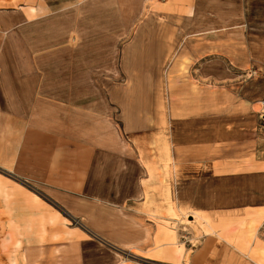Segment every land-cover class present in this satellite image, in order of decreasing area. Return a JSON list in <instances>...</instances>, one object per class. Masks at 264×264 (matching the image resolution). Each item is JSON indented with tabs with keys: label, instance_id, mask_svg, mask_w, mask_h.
Listing matches in <instances>:
<instances>
[{
	"label": "crops",
	"instance_id": "crops-1",
	"mask_svg": "<svg viewBox=\"0 0 264 264\" xmlns=\"http://www.w3.org/2000/svg\"><path fill=\"white\" fill-rule=\"evenodd\" d=\"M144 3L0 0V179L11 182L20 196L26 189L16 178L30 181L47 203L83 226L71 227L69 239L58 246L48 242L22 246L16 264H103L100 255L91 257L101 251L97 245L116 255L122 250L166 255L170 264L178 263L183 253L181 245L167 249L161 228L158 237L152 236L146 214L140 212L144 189L140 175L145 169L127 152L119 157V135L116 130L112 134L118 86L98 88L101 95L111 96L110 103L83 105L77 98L94 91L81 87L80 80L94 86L98 78L119 76L120 53L125 77L151 78L152 65L166 60L167 48L157 42L156 29L149 22L138 24ZM195 3L166 0L155 7L156 12L172 14V20L183 16L193 20ZM81 112L90 120H102L98 133L87 131ZM248 178L258 181L248 184ZM223 182L230 183L233 199L249 190L254 193L248 196L253 203L225 210L238 213L229 214L236 225L228 229L224 225L223 264H264V166L229 172ZM206 255L202 247L195 253L185 251L183 258L188 264H205Z\"/></svg>",
	"mask_w": 264,
	"mask_h": 264
},
{
	"label": "rangeland",
	"instance_id": "rangeland-1",
	"mask_svg": "<svg viewBox=\"0 0 264 264\" xmlns=\"http://www.w3.org/2000/svg\"><path fill=\"white\" fill-rule=\"evenodd\" d=\"M165 1L145 0L138 22L151 23L160 36L157 42L167 48L166 60L152 65L154 76L122 75L120 53L119 76L98 78L94 86L80 80L81 87L94 91L77 98L83 105L110 103L111 96L101 95L98 88L118 86L112 134L119 135V157L127 152L145 169L140 212L146 214L152 236L158 237L161 228L167 249L181 245L176 264L187 263L185 251L202 247L205 264H223L224 225H236L229 214L238 213L225 210L253 203L248 196L254 194L249 190L233 199V189L223 179L229 172L264 166V0H196L193 20H172L169 12H156L155 6ZM86 114L81 112L80 119L87 131L98 133L102 120ZM16 179L26 189L21 196L11 182L0 179V264H16V253L30 242L65 243L69 229L82 226L47 203L30 181ZM97 246L101 251L91 257L100 255L103 264H170L158 253L122 250L116 255Z\"/></svg>",
	"mask_w": 264,
	"mask_h": 264
}]
</instances>
